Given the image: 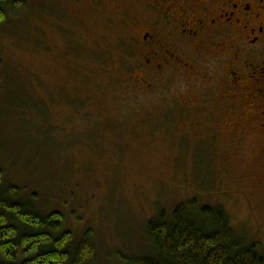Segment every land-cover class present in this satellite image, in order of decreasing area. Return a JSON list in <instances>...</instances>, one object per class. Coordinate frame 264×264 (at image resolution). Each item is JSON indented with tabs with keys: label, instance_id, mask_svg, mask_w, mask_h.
<instances>
[{
	"label": "rangeland",
	"instance_id": "obj_1",
	"mask_svg": "<svg viewBox=\"0 0 264 264\" xmlns=\"http://www.w3.org/2000/svg\"><path fill=\"white\" fill-rule=\"evenodd\" d=\"M22 1L0 28L5 183L63 213L74 237L93 229L97 264L148 254L147 220L194 198L222 208L264 252V134L242 143L205 124L184 102L181 74L150 90L132 79L127 59L140 54L120 38L139 32L129 19H152L140 3ZM217 95L208 93L213 104Z\"/></svg>",
	"mask_w": 264,
	"mask_h": 264
},
{
	"label": "flooded vegetation",
	"instance_id": "obj_2",
	"mask_svg": "<svg viewBox=\"0 0 264 264\" xmlns=\"http://www.w3.org/2000/svg\"><path fill=\"white\" fill-rule=\"evenodd\" d=\"M136 1L152 19H129L139 32L120 38L130 56L140 54L127 59L132 79L150 90L181 74L184 102L196 105L205 124L232 130L242 143L264 134V0ZM208 93H218L214 104Z\"/></svg>",
	"mask_w": 264,
	"mask_h": 264
},
{
	"label": "trees",
	"instance_id": "obj_3",
	"mask_svg": "<svg viewBox=\"0 0 264 264\" xmlns=\"http://www.w3.org/2000/svg\"><path fill=\"white\" fill-rule=\"evenodd\" d=\"M23 6L22 0H0V28ZM40 202L34 191L27 195L6 184L0 170V264H97L95 231L74 237L64 230L63 213L46 212ZM145 235L152 250L123 258L126 264H264V252L237 234L222 208L199 206L195 198L147 220Z\"/></svg>",
	"mask_w": 264,
	"mask_h": 264
}]
</instances>
